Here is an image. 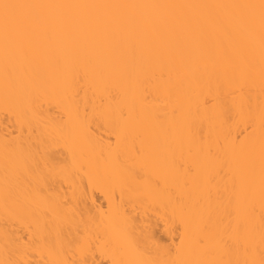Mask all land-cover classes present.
I'll use <instances>...</instances> for the list:
<instances>
[{"label": "bare ground", "instance_id": "bare-ground-1", "mask_svg": "<svg viewBox=\"0 0 264 264\" xmlns=\"http://www.w3.org/2000/svg\"><path fill=\"white\" fill-rule=\"evenodd\" d=\"M0 264H264V0H0Z\"/></svg>", "mask_w": 264, "mask_h": 264}, {"label": "snow or ice", "instance_id": "snow-or-ice-1", "mask_svg": "<svg viewBox=\"0 0 264 264\" xmlns=\"http://www.w3.org/2000/svg\"><path fill=\"white\" fill-rule=\"evenodd\" d=\"M4 7H5V8H8L9 6H8V5H5Z\"/></svg>", "mask_w": 264, "mask_h": 264}]
</instances>
